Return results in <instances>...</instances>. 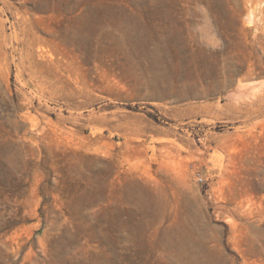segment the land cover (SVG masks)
I'll return each instance as SVG.
<instances>
[{
	"label": "rangeland",
	"instance_id": "1",
	"mask_svg": "<svg viewBox=\"0 0 264 264\" xmlns=\"http://www.w3.org/2000/svg\"><path fill=\"white\" fill-rule=\"evenodd\" d=\"M0 264H264V0H0Z\"/></svg>",
	"mask_w": 264,
	"mask_h": 264
},
{
	"label": "built area",
	"instance_id": "2",
	"mask_svg": "<svg viewBox=\"0 0 264 264\" xmlns=\"http://www.w3.org/2000/svg\"><path fill=\"white\" fill-rule=\"evenodd\" d=\"M200 181H202V179L200 178Z\"/></svg>",
	"mask_w": 264,
	"mask_h": 264
}]
</instances>
